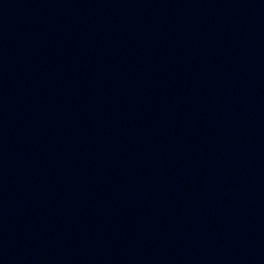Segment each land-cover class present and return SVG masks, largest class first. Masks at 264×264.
<instances>
[{
    "label": "water",
    "instance_id": "water-1",
    "mask_svg": "<svg viewBox=\"0 0 264 264\" xmlns=\"http://www.w3.org/2000/svg\"><path fill=\"white\" fill-rule=\"evenodd\" d=\"M0 264H264V0H0Z\"/></svg>",
    "mask_w": 264,
    "mask_h": 264
}]
</instances>
